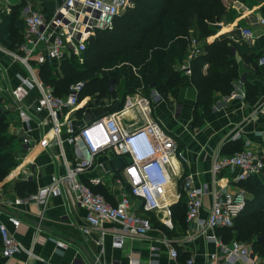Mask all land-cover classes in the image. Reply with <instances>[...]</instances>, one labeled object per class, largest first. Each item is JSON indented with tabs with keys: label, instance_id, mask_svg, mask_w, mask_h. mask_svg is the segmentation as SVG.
Masks as SVG:
<instances>
[{
	"label": "built area",
	"instance_id": "built-area-1",
	"mask_svg": "<svg viewBox=\"0 0 264 264\" xmlns=\"http://www.w3.org/2000/svg\"><path fill=\"white\" fill-rule=\"evenodd\" d=\"M0 2L6 4L8 0ZM132 6V0H62L55 6L52 16L46 18L29 2L22 4L20 19L24 25L23 43L19 52L11 54L23 66L26 74L18 75L17 84L9 90L10 101L24 132L17 150L24 155L31 152L29 132L33 124L36 128L42 125V122L36 121L37 115L41 113L46 114L53 131L54 139L51 143L61 147L60 112L75 109L84 85L81 81L73 82L65 95L58 96L42 82L36 69L44 63L81 56L88 39L96 31L111 29L114 18ZM255 21L264 26V15L256 16ZM237 31L241 42L254 37L250 26L238 27ZM191 41L190 58L180 67L182 74L187 76L191 75V58L201 50L196 39ZM0 50H3L1 45ZM263 65L264 56H261L253 67ZM246 79L247 75L243 74L236 84L242 85ZM31 90L37 94L31 103H27ZM132 108H138L144 119L141 125L132 122L125 125L122 122L121 117ZM149 115L148 98L138 95L126 97L119 112L95 117L77 130L69 126L70 136L66 143L73 147V160L66 159L62 152L64 173L50 185L38 189L24 200L16 199L13 203L17 205L34 201L45 205L49 197L63 191L72 203L78 204L85 211L84 223L80 227L84 234H88L91 229H99L102 236H112L114 246L121 247L125 240L150 239L152 225L147 218L149 213L161 211L164 214L162 223L172 228L169 198L178 201L183 197L188 228L214 247L205 255L207 264H264L250 245L234 240L226 243L217 235L220 228L233 227L244 210L248 200L245 189L242 186H218L211 192V204L206 217H201L203 197L207 191L196 185L195 175L187 173L182 167L184 155L173 136ZM239 138L240 133L237 132L233 139ZM51 143L42 138L39 146L46 148ZM106 151L123 158L120 177L116 179L118 191L114 202L93 191L92 186L100 184L99 178H90L87 183L79 178L92 167L95 157ZM263 171L264 144L260 148L248 145L231 155H216L210 169L213 176L220 172L228 173L229 183L235 185L257 177ZM17 172L15 175L20 174ZM23 173L28 174L25 170ZM175 178L180 180V189L176 188L173 195H170L169 187ZM7 221L15 230L20 226V220L15 216H7ZM0 243V260L10 259L22 252L35 257L41 264H50L24 247L3 222H0ZM161 243L167 248L170 258H178L177 249L168 240L162 239ZM158 251L156 245L150 246L149 264H158ZM128 264H139V260L130 257ZM180 264L195 263L193 257H187Z\"/></svg>",
	"mask_w": 264,
	"mask_h": 264
},
{
	"label": "crops",
	"instance_id": "crops-1",
	"mask_svg": "<svg viewBox=\"0 0 264 264\" xmlns=\"http://www.w3.org/2000/svg\"><path fill=\"white\" fill-rule=\"evenodd\" d=\"M61 1L8 0L6 4L1 2L0 4H3L9 9L12 6L18 7L22 3L26 4L29 2L32 7L40 10L46 18H50L55 6L59 5ZM222 1L226 7V11L221 19L214 24L217 27L214 37L226 34L234 42L239 43L237 28L250 26L254 37L244 42V44L254 49L259 55L264 56V26L258 25L255 21L256 16L264 15V0ZM1 21L2 15L0 16V23ZM212 38L210 37L205 41L208 42ZM2 49L0 50V66L2 68L0 72V96H7L5 99L8 101L10 107L9 110L5 111H9V114L15 118L17 126L11 131L17 135V143H19L24 132L10 101L9 90L17 84L18 75L24 76L26 72L16 58L12 56L11 53L13 51L4 47ZM189 53L190 51L187 49L183 58L174 63L173 67L182 75L181 81L184 83V86L194 93V99L190 100L184 96L183 98L185 99L181 106L175 103H180L182 96L171 94L169 97L167 95L166 98H170L168 100L170 105L173 107L175 105L176 107L174 111H171L169 105L164 103L163 96L157 94L159 98L156 100L159 101L150 108V113L153 110L155 118H152L150 115L149 117L159 121L163 128L173 136L178 145V149L184 155L185 162H183L182 167L187 173H193L195 175V184L207 191L203 197V210L201 212V217H206L211 204L212 190L218 186L229 185L234 188L241 186V184L235 185L234 183H229L230 176L228 173L220 172L213 176L210 172L215 156L224 154L222 147H226L227 144L235 141L233 136L237 132L240 133L238 140H242L247 146L260 148L264 144V122H262V118L264 117V65L257 71L252 72L235 50L232 49L233 60L238 65L239 76L233 83L231 91L228 94H216L214 106H212L214 107L212 110L214 115L225 116L227 119L223 124L225 125L222 129H225L223 131V137L221 136V124L217 125V128L220 130L216 131V128L207 137L201 139L198 138V133L196 134L194 132V124L190 122L191 110L195 105V89L190 76L183 75L180 70L181 64L190 58ZM51 63L56 65L57 61H52ZM36 70L38 71L39 67ZM243 74L247 75L245 81L252 84L257 92L256 100L253 103L246 100V87L244 83L239 86L236 84L237 80ZM36 94L37 92L35 90H31L27 103H31ZM138 95L144 96L138 93L134 94V96ZM127 97L130 96L127 95ZM145 97L148 98L150 103L149 96ZM91 99H93V102H91ZM104 101L105 98L97 101L96 97L86 96L79 99V103L73 111L62 110L60 112V122H62L60 138L63 141L62 148L55 143H51L54 139V134L51 130L50 123L47 121L46 114L41 113L37 115L36 121L42 122V125L36 128L33 124V129L29 132L32 144L31 152L28 155H24L17 150L25 158L27 166H30V174L15 175L16 171H12L0 182V199L4 203V206L1 204L0 206L12 211L15 214L14 216L19 218L20 226L16 230L13 229L7 223V216L11 215L2 211H0V222L7 225L13 236L24 247L30 249L34 255L50 264H91L85 250L80 245L87 250V253L97 259L98 264H128L130 257L137 258L139 264H149L151 245H156L159 248L158 264H180L187 257H193L195 264H207L205 255L211 252L214 247L211 244L205 243L204 238L199 234H193L190 228H188L185 218L182 225L171 215L172 228H168L162 223L164 214L161 211L149 213L147 218H149L152 225L150 239L125 240L121 247H116L112 243L113 240L110 234L102 236L101 230L99 229H91L88 234H84L81 231L80 227L84 223L85 211L78 204L72 203L63 191H60L58 195L49 197L45 205L34 201L23 202L17 205L13 203L16 199L24 200L33 194L29 193L26 196H20L13 188L14 182H28L34 186V191L36 192L38 189L50 185L55 178L64 173L62 152L66 159L73 160V147L66 143V139L70 136L68 131L69 126L73 130H77L91 119L106 115L107 111H102L101 109L103 106H106ZM122 107L120 109H112L110 113L119 112ZM188 108H190L189 113L187 112ZM138 119H141V123H144V119L139 113L138 108L130 109L121 117L125 125L130 122L139 125ZM42 138H46L51 144L46 148L40 147L39 141ZM17 145L15 147L16 149ZM24 164L25 162H22V165ZM122 164V157L116 156L108 151L102 152L95 157L92 167L84 171L79 178L84 183H87L90 178H99L100 184L92 186V188L101 191L108 201L114 202L118 191L116 179L120 177ZM257 177L263 178L264 171ZM179 184L180 180L175 178L169 187L170 195L176 188L177 190L180 189ZM245 192L249 199L250 193L246 189ZM180 200L175 201L169 198L171 209ZM184 211H186V208H184ZM31 221L37 222L39 226H35ZM217 235L220 236L219 230ZM162 239L168 240L177 249V259L174 260L169 257L167 248L161 243ZM4 263L41 264V261L21 252L10 259L0 260V264Z\"/></svg>",
	"mask_w": 264,
	"mask_h": 264
},
{
	"label": "trees",
	"instance_id": "trees-1",
	"mask_svg": "<svg viewBox=\"0 0 264 264\" xmlns=\"http://www.w3.org/2000/svg\"><path fill=\"white\" fill-rule=\"evenodd\" d=\"M132 1V7L114 18L111 29L98 30L88 39L86 49L81 55V64L76 57L71 56L62 59L59 68H55L51 62L39 66V78L53 88L54 94L63 96L71 83L81 81L84 85L79 99L90 96L99 101L105 98L111 79L105 74H99L105 66L122 57L130 65L141 68L139 71L144 80L133 77L132 85L154 83L157 92L166 96L181 81V74L174 69L173 64L185 55L192 35L198 41L204 40L200 45V53L190 61V79L195 89L194 110L200 109L203 114H207L216 94H228L231 91L239 76L232 49L252 72L260 68L253 67L261 56L254 49L244 43L234 42L226 34L214 37L217 29L214 24L226 11L222 0ZM21 8V4L18 7L12 6V13L4 14L0 23V45L14 52H19L23 43ZM210 37L213 38L206 42ZM244 85L246 100L253 103L257 97L255 87L247 81H244ZM9 113L0 109V182L16 166L15 162L6 163L18 144L17 135L10 129L12 121L9 116L14 121L15 118ZM238 141H232L226 146L233 147ZM13 185L16 193L22 197L35 190L33 185L24 181L14 182ZM241 186L250 193V198L234 226L220 228L219 234L226 243L232 240L249 242L255 250L262 249L264 180L254 177L241 183ZM184 208L185 200L182 197L171 209L173 218L182 225L185 218ZM260 257L264 262V255Z\"/></svg>",
	"mask_w": 264,
	"mask_h": 264
},
{
	"label": "rangeland",
	"instance_id": "rangeland-1",
	"mask_svg": "<svg viewBox=\"0 0 264 264\" xmlns=\"http://www.w3.org/2000/svg\"><path fill=\"white\" fill-rule=\"evenodd\" d=\"M11 11L12 10L10 8L8 9L3 4H0V16L1 15L3 16V14L8 15V14L12 13ZM191 39H196V38L192 35ZM191 39L189 40L188 45H187V49H189V51H190V47H191V43H192ZM203 41H204L203 39H201L200 41L197 40L198 45L200 46V44ZM240 43H244V42L240 41L239 44ZM74 57H76L78 59V62L80 64L83 62L82 56H74ZM60 64H61V61L57 62L55 65V68H59ZM139 70H141L140 67H134V66L130 65L129 63L125 62V60L122 57L115 59L112 63L108 64L107 66H105L103 68V70L101 71V73L99 75L105 74L111 80H110V84H109V92H108L107 96L105 97V101H104L106 106H103L101 108L102 111L105 110V111H107V114H109L112 111V109H120L124 105V102L126 100L127 95H129L130 98H132L134 96V94H137V93L144 95V96H149L150 108L152 107L153 104H156V102L159 101L156 99L159 98L157 96V94L158 95H160V94L157 92V89L154 86V83H151L150 85L143 84L142 86L132 85L133 77L134 78L137 77V79H139L141 81H142V79L144 80V78H142V76L140 75ZM180 82L181 83H179L176 87L172 88L168 92L167 95L169 97L171 96V94L182 96L181 102L175 103L176 105L180 104L182 106L183 100L185 99L183 97L186 96L187 99L193 100L194 99V95H193L194 93L192 92V90H188V88H186L184 86V83H182V81H180ZM51 89L53 90V88H51ZM222 95H224V94H222ZM166 96H163V98H162L164 100V103L169 105V108L171 111H174L176 108L175 105H174V107L172 105H170V103L168 102V100L170 98L167 99ZM5 98H7V96H2V95L0 96V109L2 111L9 110V107H10L8 101ZM154 101H155V103H154ZM91 102H93V99H91ZM212 106H214V102L211 105L210 111L207 114H203L200 111V109L194 110L195 105L192 107V110H191L192 115L190 117V119H191L190 122H191V124L192 123L194 124V126H195L194 132H196V134L198 133V138L202 139L204 137H207V135L209 133H211L214 129H216L218 127L217 125H221V124H222L220 127V129L222 131L221 136L224 134L223 131H225V129L224 130H222V129L225 127V125H223V124L227 119L225 118V116L214 115L212 113V110L214 107H212ZM187 112L188 113L190 112V108H188ZM150 116L152 118H155L153 110H151ZM9 118L12 121L10 129L13 130V128H15L17 126V124L10 116H9ZM138 120H139V125H141L142 120L141 119H138ZM262 122H263V120H262ZM220 129L217 128L216 131H218ZM245 146H247V144L245 142H243L242 140H239L235 146L233 145V147L231 145H230V147H228V146L222 147V152L224 153L223 155H231V154H234V153L241 151L243 148H245ZM10 162H15L16 166L12 167L4 178H6L12 171H18L17 173H20L19 175H25L23 173V170H25L29 174L30 166H27V162H26L25 158L22 157V154L18 153L16 148L13 149L12 155L7 158L6 163H10ZM22 162H25V164L22 165ZM19 175H18V177H20ZM263 180H264V177H263ZM251 183H252V181H251ZM34 192L35 191H33L31 193H34ZM100 194H102V193H100ZM0 204L4 206L2 199H0ZM246 243H248V245H250L249 242H246ZM251 248L253 250H255L252 246H251ZM255 251L260 256L264 255V248H262V249L258 248Z\"/></svg>",
	"mask_w": 264,
	"mask_h": 264
},
{
	"label": "water",
	"instance_id": "water-1",
	"mask_svg": "<svg viewBox=\"0 0 264 264\" xmlns=\"http://www.w3.org/2000/svg\"><path fill=\"white\" fill-rule=\"evenodd\" d=\"M0 211L6 213L8 215H11V216H14L15 215L12 211H10V210L2 207V206H0ZM31 223H33L35 226H39L37 222L31 221ZM80 247L83 250H85L86 255H87V257H88V259H89V261H90L91 264H98V261H97V259H95V257H93L91 254L87 253V250L82 245H80Z\"/></svg>",
	"mask_w": 264,
	"mask_h": 264
}]
</instances>
